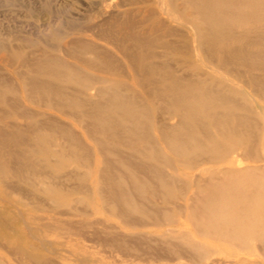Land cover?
<instances>
[{"label": "bare ground", "instance_id": "bare-ground-1", "mask_svg": "<svg viewBox=\"0 0 264 264\" xmlns=\"http://www.w3.org/2000/svg\"><path fill=\"white\" fill-rule=\"evenodd\" d=\"M143 2L159 7L135 21L127 10L115 26L129 29L118 41L128 74L85 39L68 47L84 67L20 58L14 91L39 109L17 101L26 130H0L17 146L0 157V176L17 177L19 195L0 189V226L15 209L21 222L17 237L0 236V264H11L3 250L100 264L102 249L71 239L86 235L118 251L168 240L200 264H264V0ZM121 166L131 173L115 180ZM141 171L162 186L159 203Z\"/></svg>", "mask_w": 264, "mask_h": 264}, {"label": "rangeland", "instance_id": "rangeland-1", "mask_svg": "<svg viewBox=\"0 0 264 264\" xmlns=\"http://www.w3.org/2000/svg\"><path fill=\"white\" fill-rule=\"evenodd\" d=\"M158 7L159 6L155 4L143 2V0H0V56H2V58L0 57V82L6 80L5 83L1 82L2 84H0V113H2L0 114V130L9 131L10 129L17 127L23 131L26 130L28 120L17 116V109L14 107L17 101L22 106L27 105L32 109H39L32 104H24L22 102L23 93L14 91L18 89L17 71L23 70V68L21 69L20 67V58H22V56L23 58L30 59L37 57L42 53L51 54L56 55L65 62L84 67L78 59L69 54L70 49L68 47L74 41L85 39L88 42L92 41V43H95L102 51L109 52L111 56H113V60H115L113 62L121 66V70H123L125 74H128L130 72H128L124 66L123 58L119 53L118 46L120 43L118 41L121 35L119 32H122L123 35L129 29L124 27L121 31H115V26L125 22L124 20L126 19L125 17L127 14L130 19L132 18L135 21L139 18H143V16L146 18V15L151 10H155ZM126 12L127 14H125ZM115 21L116 23H113ZM155 49L159 50L158 47ZM87 71L104 76V73H98L89 69H87ZM113 77L118 76L114 75ZM6 78L9 79L10 82H7ZM43 78L50 79L56 84H62V82H59L55 78ZM123 80H126V78H123ZM64 84L72 86L71 84ZM135 89L140 93L138 87ZM2 98H7L8 101L3 102ZM156 117H159V115ZM173 121L174 120H170L169 123H174ZM8 122H11L12 125ZM148 124L151 126L154 122L150 121ZM221 140L223 139L221 138ZM9 151L16 152L17 146L6 144L5 140L0 136V157L3 160L8 158ZM190 154H192V152H190ZM112 158L114 160L116 159V157ZM133 161L138 163L143 160L139 156H134ZM118 169V172L115 171V169L111 171L114 176L116 175L115 180L120 179V171L124 172L123 174L126 176L131 173L129 169L123 166ZM142 172L144 173L145 171L139 172L140 174L138 173V175L147 183V187L150 191L155 192L153 199L155 200V203H159V198L161 200L163 196L162 186L156 178L152 179L151 177L147 180L146 175L150 176L149 173L145 172L144 176L142 175ZM0 178V189L3 190L4 188L5 192L8 194L14 193L13 197L15 200L17 199L16 197L19 198L17 191H15L17 190V177L0 176ZM12 181L16 183H13ZM150 182L151 184H149ZM153 182L156 183L155 185L157 186H154L152 184ZM9 185L10 187H8ZM11 186L13 188L10 190ZM153 187H155V190ZM156 187L158 191H156ZM79 195L82 194H76L75 196ZM13 197L11 196V198ZM157 197L159 198L155 199ZM150 207L153 209L155 205L151 204ZM7 212L8 211H4V214H8ZM9 213L10 216L8 217V215H6L5 220L10 223L11 227L1 225L0 236L3 237L2 235H5L12 239V237H17V228L21 222H17V220L12 218L17 214L16 209L14 212ZM103 217L106 216L103 215ZM49 237L50 239H54V241L62 239L60 238V235H50ZM86 237L87 235L84 237L71 236V239L74 238L80 243H83L82 246H85L84 248L87 251L102 249L103 252L101 250L100 252H102V256L105 259H103L100 264H200L197 262L198 256L195 250L188 252L184 250L186 249L185 247L173 245L168 240L156 242L153 241V239H145V243L143 241H138L136 245H139L140 249L131 248L130 251L125 249L126 244L124 242L123 245H120L123 249L118 251L114 250L116 246L113 241H111L108 246L102 244L101 240H96L89 236ZM18 238L23 240V237ZM83 238L88 239L90 242L88 240L85 241ZM56 248L61 247L57 246ZM189 248L190 247H188V249ZM180 249H183L184 252H178L181 251ZM57 252L63 253L60 249H58ZM3 253L6 258L9 259L11 264H35L30 259L24 257L21 253L15 255L4 250ZM154 253L160 256L161 261L159 260L157 262L155 261L156 258H152V254ZM193 253L196 255L194 256ZM173 257H180V262ZM48 264H58V262L53 259Z\"/></svg>", "mask_w": 264, "mask_h": 264}]
</instances>
